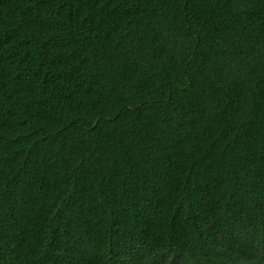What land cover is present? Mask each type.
I'll use <instances>...</instances> for the list:
<instances>
[{"label":"trees","instance_id":"16d2710c","mask_svg":"<svg viewBox=\"0 0 264 264\" xmlns=\"http://www.w3.org/2000/svg\"><path fill=\"white\" fill-rule=\"evenodd\" d=\"M0 264H264V0H0Z\"/></svg>","mask_w":264,"mask_h":264}]
</instances>
